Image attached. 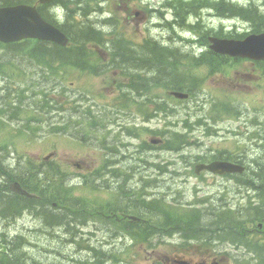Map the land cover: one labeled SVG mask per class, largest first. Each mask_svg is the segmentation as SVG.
Listing matches in <instances>:
<instances>
[{
	"label": "rangeland",
	"instance_id": "1",
	"mask_svg": "<svg viewBox=\"0 0 264 264\" xmlns=\"http://www.w3.org/2000/svg\"><path fill=\"white\" fill-rule=\"evenodd\" d=\"M222 1L246 7L253 5L264 15V0H80L72 3V8L88 6L89 18L97 28L121 32L132 48H143L148 39L165 47L168 58L163 63L170 66L174 75L168 83L151 82L141 87L126 75L129 69L115 67L104 70L100 66L99 72L73 66L61 67L55 73L51 69L40 72L28 69L27 75L33 78V83L25 81L28 76L24 72L15 73L11 68L0 70V90L11 77L18 78L22 84L20 121L0 123V146L8 147L7 165L17 169L20 162L19 166L26 169L34 165L41 167L45 162L59 164L57 176H50L69 188V195L60 196L68 198L60 204L68 205L69 211L83 208L94 212L112 203V209L117 212L118 208L139 207L156 199L161 202L154 211L163 228L161 236L169 229L177 235L175 219L179 213L194 215L196 211H206L220 205L218 200L222 198L233 204L239 190L235 176L197 174L195 169L201 161L221 154L227 156V153L249 165H264V139L257 140L258 132H264V63L230 56L224 63L216 61V66L208 64V36L223 33L227 38L254 32L253 25L241 15L212 17L218 2ZM57 9L63 21L66 12ZM76 17L84 19L79 13ZM109 17L113 22H103ZM95 48L91 56L93 64L108 60L110 56L104 46ZM4 50L0 47V55ZM135 52L143 50L135 49ZM179 52L190 55V59L185 58L178 65L180 59L175 56ZM151 70L148 67L141 73L135 69L134 77L146 80L147 76L156 75ZM177 73L192 86L191 93L183 90L189 94L183 99L173 94L181 91ZM171 84L177 88L173 85L169 88ZM45 97L57 99L65 107L71 99L75 100L79 109H88V121L98 129L87 125L94 132L83 139L71 134H45L47 120L55 114L49 107L46 115L32 102V98L41 102ZM63 113L49 123H54ZM173 136L183 140L170 142ZM251 141L258 142L259 146L249 151ZM3 179L9 186L15 181L0 177V184ZM3 201L0 200V243L7 238L12 248L20 244L13 254L25 264H159L156 259L140 260L134 256L138 247L133 242L141 243V238L132 242L119 237L106 246L97 239L102 238L101 232L93 234L91 240L88 234L82 238L74 230L68 231V223L47 224L44 216H34L26 210L22 213L21 206L18 213L22 214L13 217L10 215L13 211H6ZM51 211L59 212L55 208ZM6 249L3 244L1 253Z\"/></svg>",
	"mask_w": 264,
	"mask_h": 264
},
{
	"label": "trees",
	"instance_id": "2",
	"mask_svg": "<svg viewBox=\"0 0 264 264\" xmlns=\"http://www.w3.org/2000/svg\"><path fill=\"white\" fill-rule=\"evenodd\" d=\"M80 2V0H56L50 5H39V10L43 14L44 18L49 22H52L58 25L62 31L69 36L70 41L69 44L66 46L58 45L54 42L44 41V40H36V39H26L22 41H18L17 43H1L0 47L5 49L4 53L0 55V70L3 69H14V72L17 73L18 71L24 72L23 75L28 76L27 70L31 69L32 71L40 72L41 70L51 69L53 73H55L57 69L61 67H82L83 69H93L97 72L100 71V66L104 68V70L109 68H125V62L128 61L129 56H143L134 58L135 60L142 61L145 58L150 59L147 67L153 69L157 67L159 63L161 67L167 69V73L160 67L155 68L151 71L154 73H159L166 76L165 82L168 83L171 75H174L172 71L169 69L170 66L163 63V60L167 59V51L165 47L157 45L156 42L151 41L148 39L145 41L143 46L147 47L143 50L142 53L134 52L133 46L128 43V41L124 38L121 32L119 31H104L102 28H97L96 23L90 20V11L89 7L85 6H74L71 7L72 3ZM19 3H37V0H0V6L3 5H15ZM53 5V6H52ZM62 8L64 12H66V18L62 21L60 18V14L57 8ZM218 7L226 12V10L230 11L233 14H240L242 16L247 15H254L251 14V10L244 8L242 5L222 1L218 2ZM52 12V13H51ZM76 13L80 14V18H84L82 21L78 20L76 17ZM180 14H178L179 16ZM256 21L253 24L254 32H262L264 31V16L257 14V10H255ZM261 16V17H260ZM261 18V19H260ZM103 22L109 23L113 22L112 18H105ZM111 34H113L111 36ZM218 36H223V33L217 34ZM104 46L107 52L109 53L110 58L108 60L105 59L104 62H99L93 64L91 61V56L95 53V47ZM131 48V49H130ZM156 48V49H154ZM95 50V51H94ZM155 50V51H154ZM160 50V51H159ZM152 51V52H151ZM159 51V52H158ZM132 53V54H130ZM134 53V54H133ZM176 53V52H175ZM208 53L209 60L208 64L212 66H216V61L219 60L221 63L227 61L230 56L221 55L218 53L213 52L209 47L206 50ZM129 55V56H128ZM171 57V56H170ZM176 59H180L179 64L183 63L182 61L186 58L187 60L190 59V55L184 53H178L175 56ZM174 57V59H175ZM214 58V60H212ZM196 61H200L197 60ZM177 62V61H176ZM153 64V66H151ZM178 65L176 64L177 68ZM173 67V66H171ZM174 68V67H173ZM169 72V73H168ZM14 73V74H15ZM124 74H126L124 72ZM129 75V71L128 74ZM178 78V89L181 91H188L192 92V86H188L187 80H184L185 77L182 75L180 76L177 73ZM23 81V80H22ZM25 81L29 83H33V78L27 77ZM142 80L137 81V84H140L141 87L143 85ZM5 86L1 88L4 90V93L0 92V123L4 120L6 121H20V114L22 112V100L19 97L20 93V86L22 85L20 80L15 77L9 78L5 82ZM164 84V83H163ZM172 85L177 88L176 84L168 85L169 88ZM27 86V84H26ZM58 87H60L58 83ZM0 90V91H1ZM46 94V93H45ZM62 94L65 95V89L62 88ZM38 96V95H37ZM36 96V97H37ZM47 96V94H46ZM39 97V96H38ZM69 97V96H68ZM70 98V97H69ZM12 100V101H9ZM54 101V102H53ZM32 102H34L39 108V111L45 112L46 115L49 114L50 109L51 112L56 111V113H63L56 121H52L51 119L47 120V128H44L45 134H56V133H63V134H71L73 137L83 139L88 134H91L94 131H90L87 128V125H92L89 122L87 114V110L83 111L79 109V105H76V101L71 99L69 106H66L62 103H59L57 99L50 100L48 97H45L43 100L37 102L36 99L32 98ZM51 102V106L49 103ZM46 107V108H45ZM50 107V109H49ZM92 111V110H91ZM55 113V116L58 114ZM92 113H90L91 115ZM68 115V116H66ZM89 115V116H90ZM54 116V117H55ZM98 129L97 127H95ZM42 130V129H41ZM178 140H183L182 137H174L171 139L170 142ZM174 143V142H173ZM147 145L150 143L146 142ZM173 146V145H172ZM171 146V147H172ZM8 152V147L0 146V177H8L11 181L13 178L14 180H18L26 189H28L32 193H36L38 197H42L44 199H49L50 201L47 204H53L54 202H58V198L60 196L69 195L70 190L69 188L63 187L58 183V179L52 178L50 175L57 176L59 164H55L50 162H45L43 166L38 167L40 165H34L33 167L28 166L26 169L24 167L19 166L17 169L8 166L6 163V153ZM5 160V161H4ZM6 164V165H5ZM36 172V173H35ZM263 173V172H262ZM261 171L259 175L262 176ZM40 174L43 177H40ZM58 181V182H57ZM60 188H63V191H60ZM6 199V200H5ZM0 200H4L5 202V209L6 211H16L18 207L24 206V204L29 203V201H33V198H28L25 196H21L12 190L9 189V182L3 179L1 183L0 189ZM145 202V201H144ZM145 205L151 206L153 211H157L159 208L160 201L154 199L151 202H145ZM164 210L165 206H161ZM169 210L168 207H166ZM152 211V212H153ZM161 212V210H160ZM2 213V212H1ZM46 221L55 222L60 224L62 221V217L57 216L54 211L47 210ZM181 215V216H179ZM176 218L177 221L175 223V230L178 231L180 234H191L190 227L194 222L190 223L189 212L188 213H179ZM197 226V224H196ZM148 231L147 229L145 230ZM143 232V230H142ZM6 245V250L1 253L2 245ZM12 243L7 238H4L0 243V264H25L17 255L13 254L16 248L20 247V244L14 245L12 248Z\"/></svg>",
	"mask_w": 264,
	"mask_h": 264
},
{
	"label": "flooded vegetation",
	"instance_id": "3",
	"mask_svg": "<svg viewBox=\"0 0 264 264\" xmlns=\"http://www.w3.org/2000/svg\"><path fill=\"white\" fill-rule=\"evenodd\" d=\"M242 6L251 10V14H254L243 16L253 25L256 21L255 10L258 12L259 10L253 5H249L248 7ZM258 12L257 14H259ZM233 15L238 16L240 14L236 15L228 10L224 12L221 7H217L216 11L212 13V17L214 18L215 16L226 18ZM261 16L264 15L261 14ZM248 35L250 33L239 34L237 37L230 38L239 39ZM210 36L215 37L218 35ZM210 36L207 38L208 41ZM218 37L226 38L223 36ZM146 47L147 45L143 46V49ZM139 48L142 49L141 47ZM135 49L140 50L134 47V52ZM137 57L143 56H134L133 58L129 56L128 61L125 62V68L129 69V78L134 82L143 79H136L133 73L134 70H140L142 73L144 69H148L147 66L151 61L148 58L142 61L135 60L134 58ZM254 61L256 63H264V60ZM161 64L159 63L153 69L160 68ZM161 68L164 69L163 67ZM155 74L150 77L147 76L146 80L143 79L145 80L143 87H146L147 83H159V81L166 80L164 75ZM258 133L257 140L262 141L261 139H264V132ZM256 141H251L249 151L259 146ZM232 156L228 153L227 156L221 154L216 158H209V161L205 159V161H201L200 163L209 165L213 161L221 160L233 162L242 165L243 170L241 172L218 173L204 168H201L197 172L195 169L197 174L206 172L220 178L235 176L239 184L237 187L239 190L236 191L237 195L234 197L235 201L233 204L235 206L228 199L222 198L218 200L220 201V205H215L214 208H207L206 211L199 213L196 211L197 214L194 215L191 212L189 214L190 223L194 222L195 225L193 226L192 224L190 227L191 234H180L178 232L175 235V233L171 234L174 230L169 229L167 231L165 229L167 234L161 236L160 233L163 232V228L158 223L159 219L157 218H159V215L152 210L151 206L145 204H141L139 207L118 208L117 212H114V209H112V203H106L103 209H97L94 212L83 208H75L74 211H69L66 210L69 208L68 205L60 204L62 200L68 199L67 197L58 198V202H54L52 204L54 207H51V205L47 204L50 201L48 198L44 199L37 196L33 198V201H29L30 204L26 203L24 206H21L22 209L20 211L24 213L26 210L34 216L40 215L45 218L47 210L51 211V208H55L59 211L55 212L57 216L62 217L60 223L66 225L68 223V230H74L82 238L88 234L89 240L93 239V234L101 232L103 234L102 238L97 239L100 241V244H105L106 246L119 237L132 242L135 239L141 238V243L133 242V246L138 247L134 256L140 260L156 259L159 264H264V165L258 163L256 166L249 165L245 160L242 161V159L233 158ZM260 171L261 173L263 172L262 176L259 175ZM221 205L222 212H220L222 210ZM22 213H18V210H16L10 215L16 217ZM46 222L47 224L55 223ZM74 223L75 225H73ZM146 229L148 230L147 232L145 231ZM151 239H155V241L153 242ZM144 246L147 247L144 248Z\"/></svg>",
	"mask_w": 264,
	"mask_h": 264
},
{
	"label": "water",
	"instance_id": "4",
	"mask_svg": "<svg viewBox=\"0 0 264 264\" xmlns=\"http://www.w3.org/2000/svg\"><path fill=\"white\" fill-rule=\"evenodd\" d=\"M39 1L47 4L54 0ZM28 38L54 42L61 46L67 45L70 40L69 36L59 26L48 22L43 17L36 5L19 3L0 6V42L12 43ZM209 41L211 42L210 48L215 53L237 58L264 60V31L262 33H250L243 39L210 36ZM173 94L181 99L189 96L184 91H174ZM201 168L218 173L241 172L243 170L242 165L223 160L213 161L209 165L197 164L196 171L199 172ZM11 188L22 195L32 196L29 191L22 189L18 182L13 183Z\"/></svg>",
	"mask_w": 264,
	"mask_h": 264
},
{
	"label": "bare ground",
	"instance_id": "5",
	"mask_svg": "<svg viewBox=\"0 0 264 264\" xmlns=\"http://www.w3.org/2000/svg\"><path fill=\"white\" fill-rule=\"evenodd\" d=\"M86 2H87V1H86ZM130 54H132V53H130ZM128 56H129V55H128ZM131 57H132V55H131ZM133 57H134V56H133ZM133 57H132V58H133ZM174 61H175V59H174ZM33 96H35V95H33ZM36 96H37V94H36ZM37 97H38V96H37ZM40 98H41V97H40ZM34 99H35V98H34ZM54 114H55V113H54ZM56 114H58V113H56ZM53 117H54V115H53ZM19 124H20V123H19ZM19 127H20V126H19ZM118 128H119V127H118ZM122 130H123V129H122ZM119 131H120V130H119ZM119 133H120V132H119ZM120 134H121V133H120ZM119 137H120V136H119ZM125 137H126V136H125ZM124 140H125V139H124ZM125 142H127V141H125ZM124 144H125V143H124ZM111 152H112V151H111ZM151 155H152V154H151ZM151 157H153V156H151ZM9 158L11 159V156H10ZM5 159H7V158H5ZM12 159H13V158H12ZM7 160H9V159H7ZM13 160H14V159H13ZM18 160H19V159H18ZM4 161H5V160H4ZM15 161H16V160H15ZM8 163H9V161H8ZM10 163H12V162H10ZM12 164H13V163H12ZM12 164H11V165H12ZM17 164H18V163H17ZM19 164H20V162H19ZM19 164H18V165H19ZM0 165H1V164H0ZM5 165H6V164H5ZM9 166H10V165H9ZM149 166H151V165L149 164ZM153 167H155V166H153ZM162 168H163V167H162ZM149 170H150V169H149ZM151 170H152V169H151ZM154 170H155V169H154ZM262 170H263V169H262ZM163 171H164V170H163ZM148 172H149V171H148ZM35 173H36V172H35ZM154 173H155V172H154ZM161 173H162V172H161ZM156 174H157V173H156ZM161 175H162V174H161ZM149 176H150V175H149ZM152 177H154V176H152ZM152 177H150V178H152ZM123 179H126V178H123ZM126 180H127V179H126ZM126 180H124V181L127 182ZM161 182H162V181H161ZM128 185H129V184H128ZM119 190H123V189H119ZM119 190H118V192H119ZM124 191H125V190H124ZM124 191H121V192L123 193ZM118 192H117V193H118ZM122 193H121V194H122ZM123 194H124V193H123ZM123 194H122V195H123ZM5 200H6V199H5ZM3 202H4V201H3ZM201 210H203V209L201 208ZM28 215H29V214H28ZM26 217H27V216H26ZM22 218H23V217H22ZM86 226H87V225H86ZM18 230H19V229H18ZM62 230H63V229H61V232H60V233H62ZM68 231H69V230H68ZM63 232H64V231H63ZM86 232H87V231H86ZM60 233H59V234H60ZM68 234H69V233H68ZM61 235H62V234H61ZM66 235H67V234H66ZM66 235H65V236H66ZM66 237H67V236H66ZM68 237H69V236H68ZM35 247H36V246H35ZM91 257H93V256H91Z\"/></svg>",
	"mask_w": 264,
	"mask_h": 264
}]
</instances>
